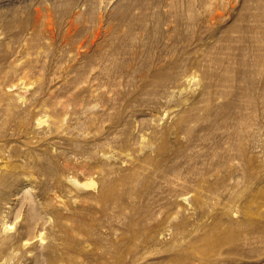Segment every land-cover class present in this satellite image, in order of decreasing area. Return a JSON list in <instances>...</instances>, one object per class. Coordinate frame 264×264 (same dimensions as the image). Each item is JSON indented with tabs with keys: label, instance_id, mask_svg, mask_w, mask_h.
I'll return each instance as SVG.
<instances>
[{
	"label": "rangeland",
	"instance_id": "1",
	"mask_svg": "<svg viewBox=\"0 0 264 264\" xmlns=\"http://www.w3.org/2000/svg\"><path fill=\"white\" fill-rule=\"evenodd\" d=\"M263 232L264 0H0V264H264Z\"/></svg>",
	"mask_w": 264,
	"mask_h": 264
},
{
	"label": "bare ground",
	"instance_id": "2",
	"mask_svg": "<svg viewBox=\"0 0 264 264\" xmlns=\"http://www.w3.org/2000/svg\"><path fill=\"white\" fill-rule=\"evenodd\" d=\"M169 78H170V77L168 76L165 80H157V79H154V83H153V84H154L155 86H159L160 83H163V82L165 83V81H166L167 79H169ZM171 79H172V78H171ZM171 79H170V80H171ZM167 81H168V80H167ZM167 81H166V83H167ZM155 83H156V84H155ZM157 84H158V85H157ZM168 84H169V83H168ZM162 92H163V91H162ZM184 128H185V127H184ZM187 128H188V127H187ZM185 130H186V129H185ZM185 130H183L184 133H185ZM186 133H189L188 130H187ZM257 145H258V144H257ZM261 145H262V144H261ZM259 150H260V149H259ZM262 155H263V154H262ZM92 183H93V182H89L88 185H92ZM106 188H107V187H106ZM115 190H116V189H115ZM114 194H115V193H114ZM109 196H110V195H109ZM111 199H112V198H111ZM114 199H115V198H114ZM253 222H254V221H253ZM10 227H11V226H10ZM255 227H256V226H255ZM65 229H66V228H65ZM251 230H252V229H251ZM255 231H256V230H255ZM257 231H258V230H257ZM257 231H256V232H257ZM256 232H255V233H256ZM257 233H258V232H257ZM257 233L254 234V232H253L254 236L257 235ZM263 233H264V232H263ZM243 234H244V233H243ZM259 234H260V233H259ZM43 235H44V234H43ZM250 235H252V231H248L247 233H245V234L243 235V238H244L245 240H246L247 238L249 239V238L251 237ZM32 236H33V235H32ZM249 236H250V237H249ZM252 236H253V235H252ZM36 238H37V237H36ZM38 238H39L38 240H40V241L42 240L41 235H39ZM252 239H253V238H252ZM238 240H240V239H238ZM245 240H244V241H245ZM249 240H250V239H249ZM246 242H248V241L246 240ZM68 252H69V251H68ZM226 252H227V251H226ZM4 256H5V255H4ZM94 257H95V256H94ZM45 262H46V261H45Z\"/></svg>",
	"mask_w": 264,
	"mask_h": 264
}]
</instances>
